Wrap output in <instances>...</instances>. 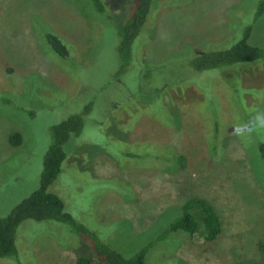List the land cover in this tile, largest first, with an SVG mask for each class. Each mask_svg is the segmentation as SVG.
Here are the masks:
<instances>
[{"label": "rangeland", "instance_id": "1", "mask_svg": "<svg viewBox=\"0 0 264 264\" xmlns=\"http://www.w3.org/2000/svg\"><path fill=\"white\" fill-rule=\"evenodd\" d=\"M102 1L123 15L107 20L90 0H0V219L39 188L52 128L79 117L80 132L63 146L68 174L59 185L73 194L74 218L111 249L132 257L197 198L219 217L218 238L171 233L151 245L145 264H264V60L190 66L229 49L249 26L248 43L264 49V13L256 18L264 0H152L130 72L121 71L117 26L132 0ZM50 31L68 59L46 44ZM171 150L184 167L167 157ZM14 244L22 264L93 259L54 222L24 221Z\"/></svg>", "mask_w": 264, "mask_h": 264}, {"label": "trees", "instance_id": "2", "mask_svg": "<svg viewBox=\"0 0 264 264\" xmlns=\"http://www.w3.org/2000/svg\"><path fill=\"white\" fill-rule=\"evenodd\" d=\"M90 1L96 14L105 17L107 20H113L119 17L120 14L123 15V11L114 15L108 13V9L102 0ZM151 3L152 0H132L129 3L128 10L124 12V14L128 12V17L117 26V33L121 38L118 47L121 71H124L127 67V71L130 72L133 49L135 45L138 46V43L134 44V42L142 29L146 27L147 22L150 21ZM263 13L264 1L258 6L256 18ZM251 32L252 27L249 26L244 30L242 38L229 49L210 51L195 58L190 63L191 69L204 71L264 60V49L253 47L248 43ZM44 38L54 54L60 58L68 59L69 50L62 39L51 31L47 32ZM215 47H218L217 44L212 49ZM120 73L122 74V72ZM163 86L162 90L166 92L168 87L167 85ZM82 126L83 123L79 117H70L52 128L53 143L43 159L39 188L17 205L8 217L0 219V259H14L16 264H22L18 260L19 256L15 257L17 251L14 240L17 227L24 221L54 222L65 225L71 233L79 236L85 245L90 248L93 259H97L102 264H145V257L151 245L178 231L190 236L200 234L205 243L209 244L218 238L221 233V225L216 212L207 201L192 198L182 204L179 216L167 225L153 243H149L132 257L125 258L111 249L96 233L90 231L84 223L82 224L74 218L68 207L72 205L69 204L73 200V194L67 189H61L59 185L60 181L65 182V175L68 174L65 169L69 157L64 152L63 146L71 136L80 132ZM8 141L12 146L17 147L20 144L19 135L16 133L11 134ZM258 148L263 168L261 184L264 186V143H259ZM167 157L173 160L175 167H184L185 158L183 155L171 150ZM62 165H65L64 169H62ZM60 173H62L61 177H59ZM58 187L59 191L62 190V194H70L71 199L62 197V194L59 195L56 191ZM65 233L66 235L69 234V232ZM93 259L91 257H78L72 264H95Z\"/></svg>", "mask_w": 264, "mask_h": 264}]
</instances>
